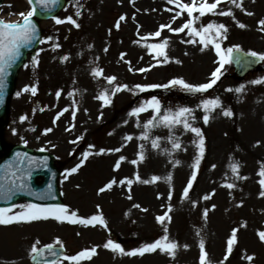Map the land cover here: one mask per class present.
Returning a JSON list of instances; mask_svg holds the SVG:
<instances>
[{
	"label": "rangeland",
	"instance_id": "1",
	"mask_svg": "<svg viewBox=\"0 0 264 264\" xmlns=\"http://www.w3.org/2000/svg\"><path fill=\"white\" fill-rule=\"evenodd\" d=\"M183 2L190 3L191 0ZM26 8L24 0H3L0 13L14 14ZM243 8L245 11L226 0L220 9L232 10L234 18L207 15L200 18L196 26L210 22L224 24L227 33L222 48L238 46L264 54V32L258 25L264 19V0H243ZM176 11L178 9H174L168 0H67L56 17L66 20L71 16L79 28L67 22L57 25L54 19L42 22L45 42L40 44L35 58L38 62L41 58L43 64L28 63L21 71V79L25 81L28 77L38 87L39 94L23 92L24 84L19 85L12 99L5 139L8 144L27 140L31 146L52 151L62 171L59 184L64 205L84 218L97 214L99 208L107 228L54 220L0 226V243L7 247V252L3 253L6 257H17L18 251L14 247L22 240L26 243L24 250L31 253L37 241L40 247L54 243L58 238L66 246L67 256L93 247L97 249L91 260L81 264H199V244L203 240L209 264H221L227 254L226 242L233 229H238V242L224 264H249L246 256L254 257L251 264H264V242L258 237V232L264 231V197L260 196L258 183L261 179L258 172L264 166V84L251 83L264 79V61L261 70L244 77L235 74L232 63L227 64L212 89L183 101L178 100L184 91L179 87L140 92L137 85H165L173 79H183L193 85L208 83L219 66L215 49L210 46L202 51L199 43H187L190 37L186 32L179 35L166 29L162 32L160 40H168L166 51L170 62L167 63L158 64L143 46L158 41L150 38L137 43L141 36L150 37L161 25L180 27L188 17L185 13L173 23ZM246 12L253 15H246ZM120 16L126 19L120 21L117 30L115 25ZM237 22L245 24L246 28L241 29ZM65 56L69 57L67 61L62 59ZM154 64L157 66L152 67ZM95 68L102 69L104 77L115 76L116 83L128 86V91L111 97L110 106H104L97 97L105 90L110 94L112 85L104 78L94 77L91 73ZM142 68L150 70L140 72ZM241 85L243 92L227 91ZM57 92L61 93L59 97ZM153 97L159 100L162 114L181 107L193 109L191 123L203 133L205 155L188 198L183 197V191L198 155L193 143L198 138L182 126L171 130L157 126L150 129L149 140L138 139L145 131L143 125L154 113L149 110L139 117L129 113ZM217 97L223 109L231 110L233 115L226 117L221 109H217L205 124V113L199 106L203 100ZM61 112L63 115L56 119ZM21 117L26 119L22 121ZM49 128L52 131L45 135L44 131ZM125 136H132L133 140L125 141ZM170 138H179L180 150L172 148ZM155 139H158V148L152 147L151 141ZM74 140L77 143H72ZM90 145L95 146L93 152L115 148L122 151L90 156L76 173L65 178L68 170L81 163V156ZM141 145L145 159L133 165L130 161L138 158ZM121 156L126 159L120 169L114 171ZM233 163L239 165V176L247 179H238L233 174ZM137 173L142 179L171 175L172 182L169 184L161 179L153 184L133 183L130 189L126 184L120 185L119 181L134 179ZM113 179L117 184L111 190L99 193V189ZM228 183L235 187H224ZM170 192L171 199L168 198ZM211 193H214L211 199H203ZM21 204L27 203L17 205ZM205 209L209 210L206 218L203 215ZM165 213L171 217L166 223L168 236L179 245L175 258L159 250L130 257L103 247L109 239L126 251L154 242L164 234V226L156 217Z\"/></svg>",
	"mask_w": 264,
	"mask_h": 264
},
{
	"label": "snow or ice",
	"instance_id": "2",
	"mask_svg": "<svg viewBox=\"0 0 264 264\" xmlns=\"http://www.w3.org/2000/svg\"><path fill=\"white\" fill-rule=\"evenodd\" d=\"M226 0H212L210 3L209 0H191L190 3H184L183 0H168V3L174 6V9H178L175 12L173 17V23L177 18L182 17L185 13L187 14L188 19L178 28H173L171 24L161 25L159 29L149 36H141V41H147L150 38L156 40L158 42L155 43H145L143 46L149 50V55L153 57L157 63H167L170 62L169 57L167 55L166 47L168 45V40L163 39L160 40L162 32L166 29L168 32L179 35L180 33H185L187 36L190 37L187 43L197 44L199 43L202 45V51L204 49L209 48L210 46L215 49L216 56L219 58L217 63L218 67L212 72L211 77L209 78L208 83L193 85L191 83H187L183 79H173L168 84L165 85H148V86H141L137 85L136 88L139 89L140 92L148 91L149 89H156V88H172V87H179L180 89L189 92V93H207L210 89H212L216 83L220 80L221 76L223 75L222 69L225 65L231 64L233 62V54L239 53L241 49L237 47H229L227 49L222 48V41L226 39L227 27L224 24H215V23H208L207 25H202L197 27L196 24L200 20V18L205 17L207 15H218V16H225V17H233L234 13L232 10H221L220 5L225 3ZM29 3L32 4V0H29ZM59 3V0H35V4L27 13H20L21 20L17 22H5L4 20H0V90L4 87V78L8 74V70L13 67V65L17 62L21 55V49L26 48L29 45L37 42L39 40V36L37 33L36 25L33 23V17L36 15V5H39L42 11H51L52 8L50 6H54ZM230 3L234 5L235 8L240 9L241 11H245L243 8V0H230ZM170 11L172 9H169ZM198 15H195L197 14ZM246 15H253L251 12H246ZM79 15V13H77ZM57 25L63 24L65 22L73 24L75 27L79 28V24L71 17H67L65 19H60L57 17H52ZM126 19L125 16H120L119 20L117 21L115 27L119 30L120 21H124ZM260 31L264 32V19L258 22ZM237 26L241 29L246 28V25L243 23L237 22ZM139 31V30H138ZM40 43H44L45 41L39 40ZM185 42V41H182ZM55 50V49H54ZM107 51V49H105ZM39 53H37V56ZM125 54L121 55V60L124 59ZM247 57H252V60L244 59L242 63L246 66L249 65L255 60L264 61V54L257 53L255 51H249L246 53ZM63 61H67L69 57L65 56L62 58ZM239 61L240 58L237 57ZM127 63V61H125ZM179 63V61H176ZM33 65L38 64V60L34 57L32 60ZM157 65H152V67H156ZM28 67V65H25ZM131 71V68L129 69ZM150 68H142L139 69L140 72L149 71ZM94 77L97 78H104L109 85H112V91L109 94L108 90H105L104 93H101L97 98L103 101L104 106H110L111 104V97L115 96L116 93L121 91H128L127 85H120L116 83L117 78L115 76H103V70L99 68L93 69L91 73ZM253 84H264V79H257L252 81ZM227 91H235L237 93L244 91V86L241 85L236 89H227ZM23 92H30L32 95H36L37 88L36 87H25ZM19 95V93H17ZM57 97L61 95L60 92L56 93ZM205 115L203 116L204 123L207 124L209 122L210 116L213 112L217 109L222 110V114L226 117H231L233 113L231 110H224L219 98L213 99H205L202 101L201 105L199 106ZM151 110L154 115L151 119L147 121L143 125L145 131L143 134L138 137L140 140H149V131L153 127L163 126L167 127L170 130L177 126H182L185 131L192 132L198 140H194L193 143L196 145L198 149V155L195 157L194 163L192 165L193 171L191 174L190 179L187 182L186 187L183 191V197L188 198L190 190L193 187V183L197 179V174L199 171L200 163L205 155V140L203 133L200 128L194 127L191 121L194 119L193 109L188 107H181L177 109L175 112L169 111L166 113H161V106L160 102L157 98L153 97L151 100H148L141 104L139 107L133 109L129 115L133 117H139L141 113L147 112ZM64 111H67L65 109ZM63 115V112L59 113L56 119H59L60 116ZM73 118H75V112H73ZM26 119L25 117H21L23 121ZM55 123V121H54ZM139 126V124H138ZM52 129H46L44 134H48L51 132ZM79 139H83L80 137ZM125 141H132V136H125ZM170 142L172 144V148L174 150H180L181 144L179 142V138H170ZM72 143H77L76 140L72 141ZM152 147L158 148L159 142L158 139L152 140ZM94 145L89 146V150L85 151L81 156V163L77 164L76 167L68 170L65 174V178L71 176L72 174L76 173L78 169L83 165L85 161L89 159L90 156L93 155H100L106 154V152H116L119 153L122 151L121 148H115L111 150L100 149L99 152H93L92 149ZM141 151L138 155V158L135 160L130 161L133 165H138L139 163L143 162L145 156L143 154V145L140 146ZM45 149H40V151H44ZM126 158L121 156L115 163L113 170L118 171L121 167V163ZM25 162L27 163V168L24 167ZM40 163L33 158L28 157L27 153L20 154L17 153V160L10 162L8 165L0 168V171L3 172V175H0V200L8 201L19 192L25 191L27 189V184L25 180L27 177L31 175V166L34 164ZM46 164V161H44ZM176 164L179 161L175 162ZM13 164L16 165L15 169L13 170ZM215 167V166H213ZM231 169L233 174L238 179H247V177L239 176L238 170L239 165L238 163H233L231 165ZM258 176L261 179L258 183L261 186L260 196L264 197V166L261 167V170L258 172ZM163 179L166 183L171 184L172 176L168 175L166 177H159L153 175L150 179H142L139 173H137L134 179L125 178L119 181L120 185H128L129 189L133 183H141V184H153L157 183ZM117 184V181L113 179L104 187L99 189V193H103L105 191L111 190L113 186ZM224 187L228 189H233L235 185L233 183H228L224 185ZM52 186H48V191L46 192H32L28 189L27 194L34 196L37 200H49L55 199V196L52 195ZM98 193V194H99ZM214 193L205 195L203 199L208 200L212 198ZM131 199V195L128 197ZM169 199H171V192L169 193ZM135 207L139 208V205H135ZM215 206H213L214 208ZM16 208H19V211H16ZM147 211L146 209H143ZM171 211V208L168 210ZM208 209H205L203 215L206 218L208 215ZM54 220L59 223H68L71 225H81V226H91L95 227L100 225L101 227L107 228L106 221L104 217L99 212L95 215L90 217L84 218L78 215L77 211L70 210L68 206L62 204H37V203H29V204H21L17 206H9V207H0V226H9L12 224H20V223H33L37 221H48ZM157 222L164 226L163 227V235L156 239L152 243L145 244L137 249L126 251L119 243L114 242L113 240L109 239L106 243H104L103 247L112 251L113 253H117L120 255L125 256H143L146 253H154L158 250L160 252L169 254L173 258H175V253L178 250L179 245L170 240L168 236V228L166 227V223L171 221L170 215L165 213L164 215L156 217ZM244 226V225H242ZM237 233L238 229H233L229 239L226 242V255L224 256L223 261L221 264H224L225 261L229 259L230 254L233 251L234 246L237 244ZM258 237L261 242H264V231L258 232ZM39 242L37 241V244ZM37 244H34L31 248V259L35 262V264H62L63 261H68L69 264H81L82 261L91 260L97 254V249L95 247L91 249L81 250L78 254L67 256L63 254V244L57 238L54 243L48 244L44 247H38ZM57 246H59V251L57 250ZM186 247V246H185ZM200 248V256H199V264H209L208 253L205 250V243L203 240L200 241L199 244ZM52 257L53 259H49ZM249 264L253 261V256H246L245 257Z\"/></svg>",
	"mask_w": 264,
	"mask_h": 264
},
{
	"label": "water",
	"instance_id": "3",
	"mask_svg": "<svg viewBox=\"0 0 264 264\" xmlns=\"http://www.w3.org/2000/svg\"><path fill=\"white\" fill-rule=\"evenodd\" d=\"M60 2H62V0H60ZM63 3V2H62ZM61 3V4H62ZM51 8H52V10L51 11H45L44 12V14L45 15H42V16H45V17H47L48 16V14L47 13H52V12H54L57 8H58V4H56V5H54V6H51ZM39 15H40V12H39ZM13 80V76H12V79H10V82ZM12 90V89H11ZM11 90L9 91V90H6V93H7V97H6V99H5V101H4V103H3V108L4 109H6L5 107H6V103H7V100H8V96L10 95V92H11ZM1 113L0 114H4V111L2 110V111H0ZM4 116V115H3ZM45 176H46V179L48 178V175L45 173Z\"/></svg>",
	"mask_w": 264,
	"mask_h": 264
},
{
	"label": "bare ground",
	"instance_id": "4",
	"mask_svg": "<svg viewBox=\"0 0 264 264\" xmlns=\"http://www.w3.org/2000/svg\"><path fill=\"white\" fill-rule=\"evenodd\" d=\"M0 248H1L3 251L7 252V251H6V246H5V245H3V243H2V242L0 243ZM14 248H16L17 250H20V249H22V246H20V245H17V246H16V247H14Z\"/></svg>",
	"mask_w": 264,
	"mask_h": 264
}]
</instances>
